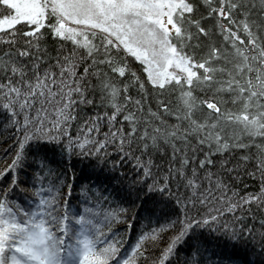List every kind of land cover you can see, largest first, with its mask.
Segmentation results:
<instances>
[{
	"label": "snow or ice",
	"instance_id": "6c2138e0",
	"mask_svg": "<svg viewBox=\"0 0 264 264\" xmlns=\"http://www.w3.org/2000/svg\"><path fill=\"white\" fill-rule=\"evenodd\" d=\"M84 106L95 112L78 120ZM0 109L17 133L0 169V264H181L182 243L209 226L259 237L264 251V0H0ZM40 142L105 165L111 148L113 168L139 169L127 197L158 193L178 214L122 252L128 236L113 226L131 225L128 209L69 217L73 185L67 173L50 182ZM29 157L25 207L9 197ZM245 176L259 177L257 191L232 186ZM194 247L183 264H203Z\"/></svg>",
	"mask_w": 264,
	"mask_h": 264
},
{
	"label": "trees",
	"instance_id": "16d2710c",
	"mask_svg": "<svg viewBox=\"0 0 264 264\" xmlns=\"http://www.w3.org/2000/svg\"><path fill=\"white\" fill-rule=\"evenodd\" d=\"M218 41L222 40L217 36ZM71 42H68L70 47ZM50 47L53 46L52 41L49 40ZM132 66L139 72V67L135 62H131ZM78 71H83L81 66ZM151 91V87L147 85ZM130 94L136 98L137 90L130 89ZM147 104H151L155 108L152 100H148ZM95 109L91 106H84V112L81 113L77 109L78 120L79 116L85 113H94ZM117 122L121 121V117L117 116ZM170 123H174L171 117H165ZM77 122L72 124V131L75 133ZM124 129L127 130V122H123ZM107 131L104 122H101L100 133L103 134ZM22 135V133H21ZM17 138L16 130L13 129L11 122L8 120L7 114L0 109V169L6 163L10 162L12 151H5L10 149L14 140ZM32 152L34 155L47 156L48 162L53 169L52 183H58L55 177L61 173H67L68 182L72 183L73 187L70 196H64V202L69 209V217L74 213H78L84 207H91L93 204L99 212L103 213L105 209H109L113 201L118 202L122 207L127 208L125 213L128 220L132 223L126 225L124 222L117 223L113 227L119 229L122 233L128 236L122 252L130 251V248L135 243L136 237L140 234L142 229L147 230L148 226H155L157 218L168 216L175 219L179 209L174 204H169L165 198L161 197L158 193H141L140 198L136 199L135 195L127 197L125 189H127V179L129 176H134L138 168H135L128 160H123L122 165L112 167L111 161L120 159V155L108 149L107 159L108 164L98 163L97 157H79L75 154L71 156L62 152L61 147L56 143L40 142V146H33ZM32 157H29L28 162L23 165L16 175L18 177L17 186L11 190L10 199L18 201L22 206L29 207L33 201L34 192V179L33 173L37 169L30 168L29 165L33 164ZM38 163V161H36ZM46 181L45 183H48ZM0 184L6 185V179L0 177ZM259 177H241L235 182L234 186L241 194L245 191L255 192L259 188ZM82 189H90L91 191H84ZM66 191V189H65ZM95 193V195H93ZM103 193V197L97 200V196ZM111 194V195H110ZM123 199H127L125 203ZM134 201V204H133ZM114 206V205H112ZM203 211V209H201ZM151 220V224H150ZM251 222V221H250ZM258 227V226H257ZM174 231V230H173ZM172 232H168L171 235ZM166 238V237H165ZM199 246L203 257V264H264V251L261 250L259 237L256 240L241 235L239 239H234L226 233L222 226L216 227H203L198 229L193 235L185 239L179 249V257L181 264L183 258L195 253V247ZM175 264V262H174Z\"/></svg>",
	"mask_w": 264,
	"mask_h": 264
}]
</instances>
